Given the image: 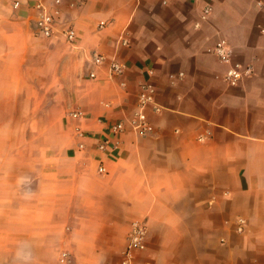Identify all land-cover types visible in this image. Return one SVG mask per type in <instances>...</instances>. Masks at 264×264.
Returning a JSON list of instances; mask_svg holds the SVG:
<instances>
[{"label": "crops", "instance_id": "0c3cea01", "mask_svg": "<svg viewBox=\"0 0 264 264\" xmlns=\"http://www.w3.org/2000/svg\"><path fill=\"white\" fill-rule=\"evenodd\" d=\"M35 1L0 0V264H120L141 221L133 264H264V0H62L49 38Z\"/></svg>", "mask_w": 264, "mask_h": 264}, {"label": "built area", "instance_id": "2783aa9c", "mask_svg": "<svg viewBox=\"0 0 264 264\" xmlns=\"http://www.w3.org/2000/svg\"><path fill=\"white\" fill-rule=\"evenodd\" d=\"M11 9L16 11L19 9L21 5V0H7ZM78 2H82L83 0H77ZM54 4V8L51 11H48L40 0H36L34 4L31 6L32 9L36 12L35 15V23H36V32L38 35L42 37L49 38L54 33V25L56 23V18L58 17V7L60 6L62 0H52ZM210 11L209 8L205 9L202 19H205L206 14ZM102 24L99 25L101 27ZM264 32V29H262ZM62 36L67 42H73L76 38L75 30L72 26H67L61 31ZM215 57L221 62L230 65L227 70L224 80L230 86H237L238 83L244 78L249 76L252 71L250 67H243L240 63L234 62L232 60L231 50L224 40L218 41L212 49ZM104 58L99 53L94 52L92 56V62L95 65H99L103 62ZM111 70L115 73H121L122 67L117 63L113 62L111 64ZM91 77H94L92 74ZM153 95L154 88L151 85L144 84L140 87L136 110L134 111L132 118L130 119V126L139 134H147L151 131V128L148 124L145 110L149 104H153ZM73 118L78 117V113L74 112L71 114ZM124 130L123 122H119L112 127V132L114 134H119ZM75 132L77 136L84 137L85 132L76 127ZM79 149H83V145L79 144ZM100 151L105 149V144H100L98 146ZM99 173L105 172L104 167L100 166L98 168ZM245 221L241 218L236 221V230L237 232H242ZM145 235H146V223L145 222H134L131 226L128 242L126 249L124 251V257L120 264H133V253L137 250H143L145 247Z\"/></svg>", "mask_w": 264, "mask_h": 264}, {"label": "rangeland", "instance_id": "374dc122", "mask_svg": "<svg viewBox=\"0 0 264 264\" xmlns=\"http://www.w3.org/2000/svg\"><path fill=\"white\" fill-rule=\"evenodd\" d=\"M69 114H70V116H71V113H69ZM14 122H15V119H14ZM14 122H13V123H14Z\"/></svg>", "mask_w": 264, "mask_h": 264}]
</instances>
